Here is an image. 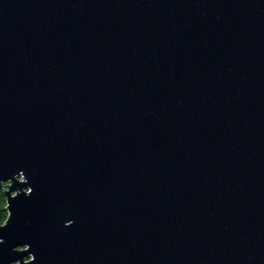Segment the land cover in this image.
Here are the masks:
<instances>
[{
	"label": "water",
	"instance_id": "1",
	"mask_svg": "<svg viewBox=\"0 0 264 264\" xmlns=\"http://www.w3.org/2000/svg\"><path fill=\"white\" fill-rule=\"evenodd\" d=\"M0 264H264V0H0Z\"/></svg>",
	"mask_w": 264,
	"mask_h": 264
},
{
	"label": "trees",
	"instance_id": "2",
	"mask_svg": "<svg viewBox=\"0 0 264 264\" xmlns=\"http://www.w3.org/2000/svg\"><path fill=\"white\" fill-rule=\"evenodd\" d=\"M8 216L7 198L5 196L4 189L0 187V226L7 221Z\"/></svg>",
	"mask_w": 264,
	"mask_h": 264
}]
</instances>
